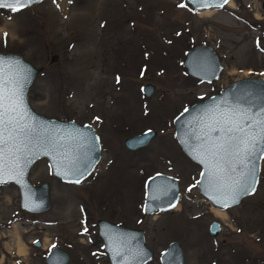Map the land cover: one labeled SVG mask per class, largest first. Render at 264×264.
<instances>
[{
    "label": "rangeland",
    "instance_id": "obj_1",
    "mask_svg": "<svg viewBox=\"0 0 264 264\" xmlns=\"http://www.w3.org/2000/svg\"><path fill=\"white\" fill-rule=\"evenodd\" d=\"M228 2L208 14L183 0H42L0 9V52L41 67L27 91L31 109L90 125L100 145L98 163L79 184L52 177L45 159L31 166L27 180L49 184L44 212L21 211L16 186L0 184V264H45L54 245L69 253L67 264H108L96 235L101 218L143 231L152 251L146 264H159L172 240L184 264H264V158L255 190L218 217L196 188L199 167L173 136L172 118L190 104L237 78L264 79V0ZM200 43L221 64L213 82L188 76L181 65ZM144 83L154 86L149 96ZM147 129L156 134L145 147L121 145ZM157 172L176 178L178 200L145 215L144 181ZM213 219L215 236L207 230Z\"/></svg>",
    "mask_w": 264,
    "mask_h": 264
},
{
    "label": "water",
    "instance_id": "obj_2",
    "mask_svg": "<svg viewBox=\"0 0 264 264\" xmlns=\"http://www.w3.org/2000/svg\"><path fill=\"white\" fill-rule=\"evenodd\" d=\"M40 1L42 0H37L36 3ZM183 1L194 11L221 7L219 5L222 2V0ZM0 57L8 61L18 60L20 62V66L28 76V82L24 88V103L30 117L45 128L58 130L57 135L62 136L67 145L64 152L61 153H54L49 149L38 147L27 156L28 163H22V176H10L7 172L4 175L6 182L2 184L11 183L18 190L19 209L27 213L38 214L46 211L49 207V184L47 181H42L37 185L30 183L27 180V174L31 166L37 160L45 159L49 167V174L52 177L63 182L79 184L92 173L98 163L100 145L95 130L90 125L79 124L72 120L48 118L31 109L27 101V91L35 76L41 71V67L33 65L16 53L0 52ZM52 60L53 57H51ZM181 65L188 76L205 82L215 81L221 71V64L216 52L205 43L196 44L185 51ZM153 88L152 84L144 83L140 90L144 96H149ZM231 108L251 109L254 112L264 108V79L261 77H241L232 80L214 93L190 104L172 118L173 136L176 143L182 153L199 167L196 180L198 193L213 207L219 209L227 208L221 206L225 200L220 198L219 202H214L218 199L216 194L206 189L204 184L197 183L204 180L201 177V172L206 170V163L203 162L205 154L201 150L200 140L196 139V136L201 131H206L205 126H210L221 113H228ZM155 134L156 131L153 129L131 134L122 139L121 145L125 149L133 151L145 147ZM212 135L215 136L216 133H212ZM65 152L67 153V161H65ZM261 160L258 161L254 188L257 184ZM62 161L68 163V167L62 166ZM69 168L74 170L70 171ZM77 179H79V183L75 182ZM252 192L251 189L241 192L235 203L229 198L227 200L228 207L237 205L242 198ZM178 195L176 178L159 172L148 176L144 181L143 214L151 215L155 211H166L173 208V205L177 203ZM95 225L96 235L101 242V248L106 255L108 264H146L151 259L152 251L145 245L144 233L141 229L123 226L103 218L98 219ZM207 230L210 235L215 236L219 232L218 221L211 220ZM40 244L39 240L33 242L35 247H39ZM121 248L125 251L122 252L121 256H116V251ZM69 258L68 252L54 245L48 248L44 262L45 264H67ZM158 261L159 264H184L180 243L175 240L169 241L158 254Z\"/></svg>",
    "mask_w": 264,
    "mask_h": 264
},
{
    "label": "snow or ice",
    "instance_id": "obj_3",
    "mask_svg": "<svg viewBox=\"0 0 264 264\" xmlns=\"http://www.w3.org/2000/svg\"><path fill=\"white\" fill-rule=\"evenodd\" d=\"M36 2L0 0V8L16 12ZM226 3L228 0H222L219 6ZM27 82V73L18 60L8 61L0 57V184L6 182V172L10 176H22L21 165L28 163L27 156L34 149L40 147L61 153L67 146L64 138L57 135L58 130L45 128L30 117L24 103ZM205 127L207 130L196 136L206 163V170L201 172L204 180L197 183L204 184L206 189L216 194L218 199L214 202L223 198L225 203L221 206L228 207L229 198L235 203L241 192L255 190L258 161L264 158V108L256 112L231 108ZM64 155L67 161V153ZM65 161L61 165L68 167ZM75 182L80 181L77 179ZM124 251L121 248L115 255L121 256Z\"/></svg>",
    "mask_w": 264,
    "mask_h": 264
},
{
    "label": "bare ground",
    "instance_id": "obj_4",
    "mask_svg": "<svg viewBox=\"0 0 264 264\" xmlns=\"http://www.w3.org/2000/svg\"><path fill=\"white\" fill-rule=\"evenodd\" d=\"M227 5L229 6L230 2H228ZM208 11L209 10H203L201 12L207 13ZM213 208H214V213L216 216H218V217L223 216V211L221 209H219L217 207H213ZM23 252H24V249H23L22 245L19 243L18 248H17V256H22Z\"/></svg>",
    "mask_w": 264,
    "mask_h": 264
}]
</instances>
